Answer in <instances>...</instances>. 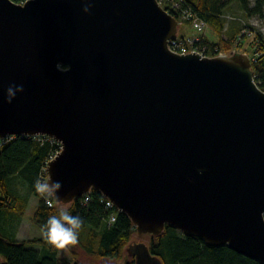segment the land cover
<instances>
[{
  "label": "water",
  "instance_id": "water-1",
  "mask_svg": "<svg viewBox=\"0 0 264 264\" xmlns=\"http://www.w3.org/2000/svg\"><path fill=\"white\" fill-rule=\"evenodd\" d=\"M176 35L156 0H0V139L59 142L54 201L100 192L135 264H162L165 224L264 264V92L246 54L177 55Z\"/></svg>",
  "mask_w": 264,
  "mask_h": 264
},
{
  "label": "trees",
  "instance_id": "trees-1",
  "mask_svg": "<svg viewBox=\"0 0 264 264\" xmlns=\"http://www.w3.org/2000/svg\"><path fill=\"white\" fill-rule=\"evenodd\" d=\"M11 1L20 4L26 0ZM183 5L190 7L207 24L214 37L212 39L207 34L201 36V45L207 48L208 56L246 54L250 59L254 81L264 92V32L256 31L245 23L253 16L264 19V0H187V4ZM233 5L244 20L225 17V12L231 11ZM163 9L176 19L177 36L184 37L179 35L181 20L165 6ZM53 150L48 141H41L37 137H13L0 146V264H93L101 261L135 264L134 258L126 252L127 245L134 242L135 226L115 207L112 212L116 220L107 225L109 213L104 208L106 198L100 192L90 189L70 203L52 200L51 206H47L46 199L35 191L36 180H47L45 161ZM13 180H18L37 199L30 221L42 232L47 218L62 208L82 218L84 223L76 246L86 263L80 262L74 251H71L69 258H59V249L48 244L45 237L20 241L6 233L2 221L21 218L29 201L27 196L15 192ZM85 196L89 202L83 205L81 201ZM28 245H37L39 249ZM146 245L150 254L162 264H261L227 246H208L200 238L182 233L167 224L160 234L148 236ZM71 246L66 247L70 249Z\"/></svg>",
  "mask_w": 264,
  "mask_h": 264
},
{
  "label": "clouds",
  "instance_id": "clouds-1",
  "mask_svg": "<svg viewBox=\"0 0 264 264\" xmlns=\"http://www.w3.org/2000/svg\"><path fill=\"white\" fill-rule=\"evenodd\" d=\"M91 4H85L82 11L87 14ZM23 85L10 84L5 89V100L11 104L16 96L23 92ZM61 182L53 181L51 176L47 180H36L34 188L46 200H58ZM79 215L72 214L68 209L62 208L56 214L50 215L43 229V236L48 244L56 249H64L67 245H76L79 242V231L83 226Z\"/></svg>",
  "mask_w": 264,
  "mask_h": 264
},
{
  "label": "built area",
  "instance_id": "built-area-1",
  "mask_svg": "<svg viewBox=\"0 0 264 264\" xmlns=\"http://www.w3.org/2000/svg\"><path fill=\"white\" fill-rule=\"evenodd\" d=\"M158 4L165 6L169 9L173 14H176L177 17L181 20V22L186 23L190 28L195 31V35L192 37H175L172 40L168 41L167 47L168 50L177 55H186V54H196L201 57H209L208 51L205 46L201 45V36L205 34L208 26L207 24L193 12L190 7H185L183 4H187V0H156ZM168 14L170 12L166 10ZM219 55H223L220 53ZM14 136H8L3 139H0V146L6 142L7 140L13 138ZM34 138H39L41 141H48L54 148V150L49 154L47 160L45 161L44 171L46 172L48 161L54 160L57 154L62 149L59 142L48 137V136H33ZM89 202V198L85 196L81 203L83 205ZM47 206H51L52 202L46 200ZM104 208L109 213L107 219V225H111L115 222L116 217L112 212L114 205L106 199L104 202Z\"/></svg>",
  "mask_w": 264,
  "mask_h": 264
},
{
  "label": "rangeland",
  "instance_id": "rangeland-1",
  "mask_svg": "<svg viewBox=\"0 0 264 264\" xmlns=\"http://www.w3.org/2000/svg\"><path fill=\"white\" fill-rule=\"evenodd\" d=\"M250 1L253 2V0H250ZM159 5L163 8L161 4ZM231 11H234V12H231ZM231 11H226L225 17L233 16L236 18L239 17L241 20H244L243 17L240 15V13L237 12V9L234 5L232 6ZM245 23L248 26L253 27L254 30L256 31H259L261 33L264 32V19H261L257 16H253L249 20H247ZM210 32L211 31L208 30L207 28L205 35L207 34L212 39H214V37L211 36ZM179 35H182L185 37H192L195 35V31L192 28H190L187 24L180 22ZM235 53H238V52H235ZM12 188L15 190L17 194L28 197V200H29L28 206L21 218L19 219L9 218V219L3 220L1 223L2 227L5 229L8 235H12L15 239L20 240V241H26L32 238L43 239L44 238L43 232L38 227L32 225L30 221L33 216L35 206L37 204V199L34 196L30 195L27 189L18 180H13ZM28 246L33 247L35 249H39L37 245H28ZM71 251H74L78 255V260L80 262L86 263L85 257L83 256L81 250L76 245H72L70 249L67 247H65L64 249H59L58 257L59 258H64V257L69 258ZM93 264H110V263H108L107 261H101V262H95Z\"/></svg>",
  "mask_w": 264,
  "mask_h": 264
}]
</instances>
